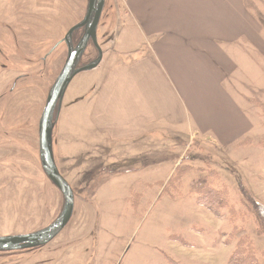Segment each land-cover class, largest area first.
Instances as JSON below:
<instances>
[{"label": "rangeland", "instance_id": "1", "mask_svg": "<svg viewBox=\"0 0 264 264\" xmlns=\"http://www.w3.org/2000/svg\"><path fill=\"white\" fill-rule=\"evenodd\" d=\"M251 6L255 7L252 1ZM123 28L121 37L106 46L101 67L81 73L71 82L58 124L60 169L79 193L77 204L83 213L74 218L76 242L89 247L90 264H172L171 260L177 264H228L237 244L229 212L233 205L236 222L245 228L264 264V234L257 231L250 210L253 201L264 205V105H260L264 92L258 94L251 88L247 103L253 129L247 139L229 146L167 130L158 139L105 143L91 132L87 115L92 94L105 74L129 55L123 51L131 49V37ZM93 167L94 176L86 188L90 177L84 175L90 176L87 170ZM177 169L187 173L181 191L172 194L166 185ZM206 176L214 178L216 187H227L230 192V202L220 217L195 200L196 185ZM87 205L89 209H85ZM80 228L91 231L88 242ZM173 235L183 242L173 240Z\"/></svg>", "mask_w": 264, "mask_h": 264}, {"label": "crops", "instance_id": "2", "mask_svg": "<svg viewBox=\"0 0 264 264\" xmlns=\"http://www.w3.org/2000/svg\"><path fill=\"white\" fill-rule=\"evenodd\" d=\"M116 3V40L123 25L131 56L92 94L91 132L105 143L158 139L165 130L224 146L247 139L251 88L264 92V0Z\"/></svg>", "mask_w": 264, "mask_h": 264}, {"label": "flooded vegetation", "instance_id": "3", "mask_svg": "<svg viewBox=\"0 0 264 264\" xmlns=\"http://www.w3.org/2000/svg\"><path fill=\"white\" fill-rule=\"evenodd\" d=\"M88 3L89 0H0V238L43 230L64 209L63 195L41 163L40 125L69 49L80 43L85 28L73 33L71 43L65 38L85 18ZM105 31L106 28L97 35L103 46L107 40L103 38ZM97 54L91 40L78 68L92 62ZM63 106L64 101L62 107L59 102L55 107L52 132L54 159L60 171L57 120ZM94 171L95 167L87 170L90 176L84 177L90 180L84 187H90ZM73 191L74 211L64 229L44 245L16 241L0 244V264H90L89 247L76 242L79 238L77 228H73L74 218L80 213L77 201L81 200L74 188ZM85 234L88 242L87 235L92 233L89 230Z\"/></svg>", "mask_w": 264, "mask_h": 264}, {"label": "water", "instance_id": "4", "mask_svg": "<svg viewBox=\"0 0 264 264\" xmlns=\"http://www.w3.org/2000/svg\"><path fill=\"white\" fill-rule=\"evenodd\" d=\"M118 25L119 11L116 0H89L85 18L67 33L65 39L71 41L72 35L76 30L85 28V33L80 43L76 47H70L69 49V56L66 64L51 88L40 125L41 163L50 180L63 195L64 209L60 217L47 228L25 236L0 238V244L14 241L29 242L36 245L47 244L64 229L71 219L74 211L75 194L73 188L62 175L54 159L52 138L55 125L53 121L54 111L58 102L60 107H62L67 90L77 75L92 72L101 67L102 63L105 61L106 46H111L116 41ZM104 28H106V31L103 34V38H107V40L104 42L103 46L99 44L97 35ZM91 40L97 47V57L86 66L78 68L81 57Z\"/></svg>", "mask_w": 264, "mask_h": 264}, {"label": "trees", "instance_id": "5", "mask_svg": "<svg viewBox=\"0 0 264 264\" xmlns=\"http://www.w3.org/2000/svg\"><path fill=\"white\" fill-rule=\"evenodd\" d=\"M260 105L263 106L264 103H261ZM186 173L187 171L184 169H177L167 183L166 189L171 187L170 193H179L183 185V177ZM216 175V173L211 172L212 177L216 178ZM211 179L210 176H206L201 184L196 185L194 190L197 191L195 200L199 205L208 208V210H210L215 216L220 217L222 209L230 202V192L227 187H216L214 185V181ZM137 199H140V196H137ZM253 202V206L250 210L254 214L257 231L259 234H264V205L260 202ZM229 212L231 219H233V222L235 223L232 227V235L235 239L237 238V244L231 254L228 264H260L253 242L248 237L245 228L243 226H239V222H236L237 212L233 205H230ZM171 238L175 241L183 242V238L180 236L173 235ZM171 263L177 264L172 260Z\"/></svg>", "mask_w": 264, "mask_h": 264}]
</instances>
